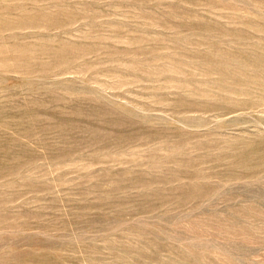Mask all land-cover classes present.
Segmentation results:
<instances>
[{"label":"rangeland","instance_id":"374dc122","mask_svg":"<svg viewBox=\"0 0 264 264\" xmlns=\"http://www.w3.org/2000/svg\"><path fill=\"white\" fill-rule=\"evenodd\" d=\"M0 264H264V0H0Z\"/></svg>","mask_w":264,"mask_h":264}]
</instances>
